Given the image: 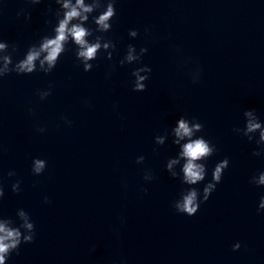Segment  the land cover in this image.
Returning a JSON list of instances; mask_svg holds the SVG:
<instances>
[{"label":"water","instance_id":"1","mask_svg":"<svg viewBox=\"0 0 264 264\" xmlns=\"http://www.w3.org/2000/svg\"><path fill=\"white\" fill-rule=\"evenodd\" d=\"M49 7L54 0H0V38L17 44L15 55L50 31ZM116 7L105 34L117 44L111 60L100 54L85 72L70 47L48 74L0 78V214L23 207L36 227L7 264H264V211L256 210L264 186L249 183L264 155H253L254 141L233 131L245 108L264 119V0H117ZM21 8L29 18L16 15ZM129 42L148 48L143 91L131 87L136 65L118 63ZM50 81L41 100L36 90ZM180 114L197 117L217 145L206 179L216 160L230 159L192 216L172 207L182 185L164 164L176 146L153 139ZM140 154L145 160L137 163ZM33 156L47 160L39 175L31 172ZM146 168L151 181L143 180ZM17 178L21 191L13 192Z\"/></svg>","mask_w":264,"mask_h":264},{"label":"clouds","instance_id":"2","mask_svg":"<svg viewBox=\"0 0 264 264\" xmlns=\"http://www.w3.org/2000/svg\"><path fill=\"white\" fill-rule=\"evenodd\" d=\"M41 0H31L32 4H38ZM56 5L47 11L52 12L55 23L50 31L40 35L39 38L27 45L22 55H15L17 44L10 43L7 39L0 38V78L6 74H30L41 72L48 74L57 66L61 56L71 47L76 61L85 72L93 68V62L98 55L103 54L111 60L114 51L117 50L116 42L107 37L113 27V18L117 15V0H54ZM24 14L25 19L30 13L21 8L16 15ZM45 23H50L46 20ZM145 32L149 31L145 26ZM128 36L135 38L138 29L131 27ZM74 46V47H73ZM101 50H103L101 52ZM148 51L147 46L141 45L137 50L134 43L129 42L126 50L118 63L135 64L131 69V87L134 91H143L146 88L145 81L149 78L152 68L147 63H141L143 55ZM111 72L105 74L106 78ZM201 69L197 66L190 76L194 82L200 80ZM41 100L52 92V82L46 88L37 89ZM88 104V100L84 101ZM115 102L113 108H115ZM31 111V109H29ZM242 126L233 128L235 133L246 137L248 141H254L257 147L252 149L255 156L264 155V119L257 113L255 108H245L242 113ZM66 124L72 121L62 116ZM204 125L195 116L180 114L162 133L154 135L155 145H164L170 138L176 146L174 155L169 156L164 168L172 178H178L182 187L172 201V207L179 213L192 216L197 213L202 203L209 199L211 193L217 188L222 180L225 169L229 167L230 159L227 155L216 160L210 170L208 158L217 151V145L202 133ZM38 132L45 131L44 125L37 126ZM136 162L145 160L143 154L136 156ZM47 167V160L41 156H33L31 159V172L39 175ZM8 176H15V169H9ZM151 169H144L143 180L153 179ZM201 182H203L202 186ZM249 183L264 186V169H259L249 177ZM21 179L17 178L11 183L13 192L21 191ZM141 190L147 192L146 186L141 185ZM5 195L3 183H0V199ZM44 201H49L45 195ZM257 212L264 211V192L259 195ZM123 219V218H121ZM36 236L35 221L31 214L23 207L17 208L15 216L0 214V264H7L13 252L19 253L22 243H30ZM233 250L241 247V241L237 240L231 245ZM95 248V245H92Z\"/></svg>","mask_w":264,"mask_h":264}]
</instances>
